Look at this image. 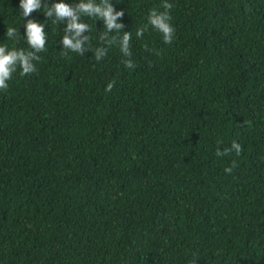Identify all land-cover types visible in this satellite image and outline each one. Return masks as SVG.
Segmentation results:
<instances>
[{"label": "trees", "instance_id": "obj_1", "mask_svg": "<svg viewBox=\"0 0 264 264\" xmlns=\"http://www.w3.org/2000/svg\"><path fill=\"white\" fill-rule=\"evenodd\" d=\"M110 2L132 69L118 44L64 55V22L29 17L46 51L0 91V264H264V0H167L171 44L147 20L163 0ZM23 24L0 0V44L30 51Z\"/></svg>", "mask_w": 264, "mask_h": 264}, {"label": "clouds", "instance_id": "obj_2", "mask_svg": "<svg viewBox=\"0 0 264 264\" xmlns=\"http://www.w3.org/2000/svg\"><path fill=\"white\" fill-rule=\"evenodd\" d=\"M45 6L47 10L44 16L52 20L54 23L58 21L64 22L63 35L60 40L63 54L68 52H76L79 55H84L88 51H92L94 58L97 61L102 60L106 55L108 48L113 44H118L120 52L124 59L122 63L126 68L132 69L135 67L134 61L131 59L132 51L130 41L132 39L131 32H122L124 25L118 22L123 16V11H116L110 0H78L75 5L65 3L64 0L45 5L43 0H19V8L24 19L25 39L30 51H25L23 48L9 49L7 45L0 44V91H7L8 81L12 78V74L20 69V75H30L37 71L35 63L41 60L39 53L46 51L47 35L45 32V25L38 23L35 19H29L31 14L35 11H40L41 7ZM162 8L164 11L158 12L152 10L148 15V25L153 27L156 31L162 34L163 42L171 44L174 36V27L171 24L170 11L173 5L167 0H163ZM93 17L97 20H102L104 30L100 32V39L104 45L93 49L88 35L91 28L87 23L82 22V17ZM54 18V19H53ZM146 27L137 29L136 36L143 37ZM123 33L122 36L117 37L111 33ZM20 33L17 28L7 27L6 36L9 39H14ZM145 51H149L148 45H144ZM114 87V82L108 83L105 91H111ZM239 156L242 152V146L233 140L230 147L223 150H217L218 157L228 156L232 152ZM236 167V161L224 168L225 173L230 174L233 168Z\"/></svg>", "mask_w": 264, "mask_h": 264}]
</instances>
